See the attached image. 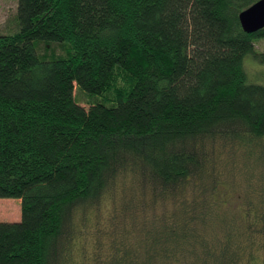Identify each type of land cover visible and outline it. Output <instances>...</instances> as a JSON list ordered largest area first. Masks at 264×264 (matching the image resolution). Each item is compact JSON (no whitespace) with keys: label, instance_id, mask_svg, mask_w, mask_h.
<instances>
[{"label":"trees","instance_id":"trees-1","mask_svg":"<svg viewBox=\"0 0 264 264\" xmlns=\"http://www.w3.org/2000/svg\"><path fill=\"white\" fill-rule=\"evenodd\" d=\"M16 1L0 198L21 214L0 221V264H264V84L244 63L264 27L238 18L257 0Z\"/></svg>","mask_w":264,"mask_h":264},{"label":"rangeland","instance_id":"rangeland-1","mask_svg":"<svg viewBox=\"0 0 264 264\" xmlns=\"http://www.w3.org/2000/svg\"><path fill=\"white\" fill-rule=\"evenodd\" d=\"M16 14H17L16 0H0V34L12 33L18 29ZM254 51L257 53L256 56H254L252 53H248L247 55H245L244 57L245 68L247 70L248 76L251 81L264 84V60L260 59L262 55L264 56V39H259L255 41ZM76 93L77 92H75V94ZM80 104L83 105L84 103H80ZM84 107L87 108V105H84ZM239 162H241V159ZM254 164H258V163L254 162ZM242 169H244V167L243 165H240L238 169L234 171V185H233L234 188H232V186L231 188L229 187L230 190H227L229 192H227V194L225 193L226 197L231 199L233 198L234 202H239V200L242 199L245 190L247 189L246 174L243 173ZM256 171L257 169L255 170V173ZM258 187L259 186L257 184V181H255L253 186H251L249 190L253 192L256 191ZM252 198L254 202L258 201L257 196H255L254 194H252ZM118 200L119 198L115 199V205H116V201ZM0 202L4 203V208L7 209V211H0V221H17L20 219V214H21L20 199L0 198ZM112 207H113V203L111 201V198L107 196L100 207L99 216L97 215L92 216L90 220V224L87 227V229H89V232L87 234L89 249L93 247V241L97 236H100L101 242H106L107 236L103 232H106V229L110 231L114 227V223H115L114 221H116V219L112 220L110 218ZM262 240L264 241V237L262 238ZM262 243L264 244V242ZM257 250H262V248L260 247ZM251 264H262V262L259 261L258 259V261L252 262Z\"/></svg>","mask_w":264,"mask_h":264},{"label":"water","instance_id":"water-1","mask_svg":"<svg viewBox=\"0 0 264 264\" xmlns=\"http://www.w3.org/2000/svg\"><path fill=\"white\" fill-rule=\"evenodd\" d=\"M239 22L242 29L247 33H253L264 27V0H257L239 15Z\"/></svg>","mask_w":264,"mask_h":264}]
</instances>
